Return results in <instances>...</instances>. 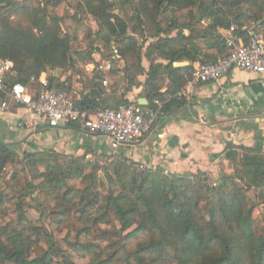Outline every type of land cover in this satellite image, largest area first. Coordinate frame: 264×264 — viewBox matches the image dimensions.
<instances>
[{
  "label": "trees",
  "instance_id": "16d2710c",
  "mask_svg": "<svg viewBox=\"0 0 264 264\" xmlns=\"http://www.w3.org/2000/svg\"><path fill=\"white\" fill-rule=\"evenodd\" d=\"M16 1L0 0V62L13 64L7 85L22 84L36 92L40 86L32 79L46 74L49 89L72 97L77 106L90 114L99 108L118 110L129 105L127 94L140 87L149 103L145 109L158 111L155 101L163 104L159 114L180 109L188 102L184 97L178 98V94L193 69L175 68V63L206 64L228 56L231 50L226 37L232 27L234 35L245 44L252 38L247 30L250 27H255V35L263 34L264 39V0H131L139 28L143 32L147 26L155 28L149 37L157 40L143 56L135 38L129 35L127 21L115 14L114 2L78 0L79 8L96 21L102 40L107 45L115 44L112 52L125 61L124 79L130 85L122 86L123 82L110 71L107 74L110 88H105L94 73L84 92L76 98L70 95L73 91L70 80L62 81L53 73L74 67L73 55L85 67L97 63L93 55L99 53V48L79 52L74 39L63 34V12L74 0H39L35 8L19 6ZM182 12L187 13L184 22L178 19ZM21 15L27 18L26 26L13 19ZM172 15L175 16L172 25L162 27L161 23ZM173 33L176 35L172 36ZM143 57L150 63L148 70L143 66ZM130 58L136 64L129 65ZM0 97L7 100L6 95ZM231 148L242 152L239 163L233 175L224 176L213 188L204 174L194 179L146 170L134 174L131 169L135 164L120 160L110 166L112 174L104 170L105 183L98 177L100 167L91 165L86 157L70 159L28 153L20 156L0 142V185L8 167L15 169L12 181L16 184H20L18 175L28 176L32 169L37 170L39 178L45 179L49 187L30 180L28 189L46 190L52 196L61 211L57 222L61 228L69 226L77 209L88 220L94 208H104L93 219L96 224L104 222L112 212L123 231L134 228L126 239L140 242L137 250L128 254V264H264V234L254 216L264 199V154ZM89 181L83 190L79 188ZM99 182L107 187L104 197L89 188ZM251 192L255 200L250 197ZM12 199L18 197L0 191V216L6 202ZM261 216L264 220V208ZM19 219L24 220L22 213ZM36 243L47 244L48 248L43 256L32 259ZM58 249L49 233L36 242L25 229L0 227V264H72L66 258L54 260ZM84 250L88 256L96 255L91 248Z\"/></svg>",
  "mask_w": 264,
  "mask_h": 264
},
{
  "label": "crops",
  "instance_id": "0c3cea01",
  "mask_svg": "<svg viewBox=\"0 0 264 264\" xmlns=\"http://www.w3.org/2000/svg\"><path fill=\"white\" fill-rule=\"evenodd\" d=\"M247 30L255 35V27ZM199 64L202 63L183 62L174 67L194 69ZM143 66L148 70L150 63ZM83 92L84 87L76 89L75 95L79 98ZM142 92V87L134 88L126 97L130 103L147 100ZM165 92L166 88L162 90ZM184 98L188 102L185 106L159 114L145 139L122 146L116 160L135 164L141 170L190 179L204 174L210 183H220L224 176L234 174L242 154L238 149H229L230 146L264 154V75L235 71L221 83L197 86L192 95ZM4 101L0 97V142L18 155L50 154L70 159L91 156L104 161L110 157L108 137L74 125L51 128L26 108L9 103L3 109Z\"/></svg>",
  "mask_w": 264,
  "mask_h": 264
},
{
  "label": "rangeland",
  "instance_id": "374dc122",
  "mask_svg": "<svg viewBox=\"0 0 264 264\" xmlns=\"http://www.w3.org/2000/svg\"><path fill=\"white\" fill-rule=\"evenodd\" d=\"M115 3L116 10L115 14L120 15L124 18L129 25V35L133 36L137 42V47L142 49V54L144 56L147 47L156 42L157 39L150 38L149 34L155 33V28L151 25L146 27V32H143L138 25L136 20V14L134 10V2L131 0H111ZM39 0H17L16 4L19 6H26L35 8L39 5ZM51 13H56V10ZM63 22L62 30L63 34H67L72 39H74V46L79 52H89L93 51L95 48H99V53H95V60H99L100 64L111 63L112 75H115L118 80H121L122 86H129V81L124 79L125 76V61L116 54L112 52L111 47H114V43L107 45L104 40H102L99 34V27L91 16L86 14L84 10L79 8V1L74 0L70 4H67L65 11L63 12ZM186 12L178 14V19L182 22L186 21ZM169 14L165 16L168 18ZM164 18V19H165ZM18 24L27 25V18L24 15L14 16L13 18ZM175 16L172 15L170 19H166L165 22L161 23V26L166 28L168 25H172ZM188 32L186 31L185 34ZM176 33H173L172 36H175ZM162 37H166L162 35ZM77 51V52H78ZM157 60V57H153ZM143 64L148 66L149 61L146 57H143ZM129 65L136 64L135 60L129 59ZM73 63L75 66L66 69V70H57L53 74L61 79L62 81L67 78L70 80L69 83L73 86V91L71 96L78 97L75 95V90H80L82 87H85L90 80L94 77L91 73H88L85 69L83 63H81L78 57L73 55ZM109 71V72H110ZM135 73V70L134 72ZM97 79L103 87L110 88L108 81L109 76L107 73H96ZM130 76H133L131 74ZM129 76V78H130ZM108 82L107 85L103 84V81ZM75 86L76 89H75ZM87 160V159H86ZM87 160L93 166H99L100 170L98 172L99 179L107 183L105 177V171L108 169V172L112 174L113 166L117 164V160L114 163H109V158H105V161L91 159ZM103 167V169H102ZM105 167V168H104ZM110 168V169H109ZM141 170L137 167L131 169V173L136 174ZM15 173L13 167H8L4 174L2 175V183L0 185V191L4 190V193L9 194L10 197L15 195L18 199H12L7 201L4 207V214L0 216V227L10 225L11 227H19L25 229L27 233L36 241L39 242V239H44V236L49 233L52 235L55 240L58 250L55 251L56 255L54 260L57 262L63 258H66L72 264H128L127 256L129 253L137 250L140 242L134 240H127V236L133 229L128 231H123L119 221L116 219L115 215L111 212L109 213L107 219L104 222L96 224L93 219L100 216L104 212V208L98 207L97 210L94 208L91 211L90 219L81 217L78 209L72 217V220L68 223L69 226L61 228L58 225V220H60V209L56 206V202L52 199V196H49L46 190H35L31 192L28 189V182L32 180L35 185L40 183L47 189L49 185L47 181L44 182L43 178H39L37 170L32 169V172L29 175L20 174L18 175L19 183L16 184L12 181ZM17 179V180H18ZM44 182V183H43ZM8 183V184H6ZM88 183L81 184L79 188L83 190L85 186H88ZM217 183V182H214ZM214 183H210V186L213 187ZM99 184V185H98ZM96 186L89 187L93 191H97L100 194V197L106 196L107 187L104 188L100 182ZM216 188V187H213ZM15 190L17 194H15ZM250 197L254 200L255 195L251 192ZM79 201V200H78ZM264 208V199L260 201V206L255 210L254 216L259 219V223L262 227V233L264 234V220L261 216L262 209ZM24 216V220L20 221V214ZM48 246L47 244L43 245L36 243L33 246L31 251V258L35 259L37 257L43 256L46 252ZM85 248H91L93 252H96L95 256H88L85 252ZM93 258V259H92ZM136 264V263H132Z\"/></svg>",
  "mask_w": 264,
  "mask_h": 264
},
{
  "label": "built area",
  "instance_id": "2783aa9c",
  "mask_svg": "<svg viewBox=\"0 0 264 264\" xmlns=\"http://www.w3.org/2000/svg\"><path fill=\"white\" fill-rule=\"evenodd\" d=\"M235 27L227 34L226 43L231 50L228 56L220 57L213 63L199 64L194 67L188 81L178 98L190 96L193 90L201 84H218L235 71L264 75V39L252 36L248 43H243L234 35ZM117 54V52H116ZM96 57L93 55V58ZM13 64L2 62L0 68V95H6L7 100L2 104L7 109L9 103L26 108L37 120L51 128H58L63 124L79 126L88 133L106 136L110 139L111 155L109 163L116 161V154L124 145L141 142L152 131L159 116L162 105L155 101L159 110H149L132 102L118 110L99 108L94 113L81 109L72 97L48 88L47 75L43 74L32 82L40 88L34 92L22 84L8 86V75L12 72ZM88 73L105 74L112 69V64H91L85 67ZM107 85L106 80L103 81ZM91 160V156L86 157ZM217 187V183L213 184Z\"/></svg>",
  "mask_w": 264,
  "mask_h": 264
},
{
  "label": "water",
  "instance_id": "95a60500",
  "mask_svg": "<svg viewBox=\"0 0 264 264\" xmlns=\"http://www.w3.org/2000/svg\"><path fill=\"white\" fill-rule=\"evenodd\" d=\"M2 66V62H0V68ZM139 105L143 106V107H147L148 106V103H147V100L146 99H140L139 100Z\"/></svg>",
  "mask_w": 264,
  "mask_h": 264
}]
</instances>
